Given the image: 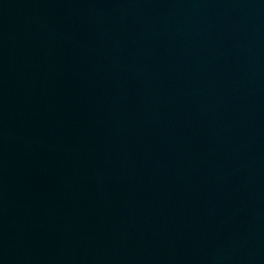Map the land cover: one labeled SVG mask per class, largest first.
<instances>
[{
    "label": "water",
    "instance_id": "obj_1",
    "mask_svg": "<svg viewBox=\"0 0 264 264\" xmlns=\"http://www.w3.org/2000/svg\"><path fill=\"white\" fill-rule=\"evenodd\" d=\"M0 264H264V0H0Z\"/></svg>",
    "mask_w": 264,
    "mask_h": 264
}]
</instances>
